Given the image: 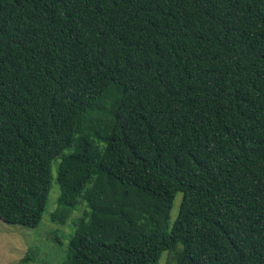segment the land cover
<instances>
[{
  "label": "trees",
  "instance_id": "1",
  "mask_svg": "<svg viewBox=\"0 0 264 264\" xmlns=\"http://www.w3.org/2000/svg\"><path fill=\"white\" fill-rule=\"evenodd\" d=\"M53 179L61 264H264V0H0V220Z\"/></svg>",
  "mask_w": 264,
  "mask_h": 264
},
{
  "label": "rangeland",
  "instance_id": "2",
  "mask_svg": "<svg viewBox=\"0 0 264 264\" xmlns=\"http://www.w3.org/2000/svg\"><path fill=\"white\" fill-rule=\"evenodd\" d=\"M52 166V174L55 170ZM59 195L56 181H51L46 208L39 224L34 228L8 224L0 220V264H61L66 258L69 235L73 221L84 208L79 204L64 225L50 221V212L55 208ZM181 194L178 193L170 210L169 224L171 225L178 213ZM28 258V259H27ZM167 253L164 252L158 264L167 263Z\"/></svg>",
  "mask_w": 264,
  "mask_h": 264
}]
</instances>
